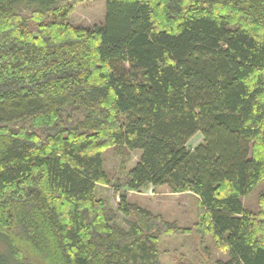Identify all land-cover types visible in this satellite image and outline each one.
<instances>
[{"label": "trees", "instance_id": "obj_1", "mask_svg": "<svg viewBox=\"0 0 264 264\" xmlns=\"http://www.w3.org/2000/svg\"><path fill=\"white\" fill-rule=\"evenodd\" d=\"M80 1L0 0V264H160L177 224L119 184L122 225L97 196L114 146L141 151L131 191L197 196L215 264H264L243 202L264 184V0H106L94 27L69 22Z\"/></svg>", "mask_w": 264, "mask_h": 264}, {"label": "rangeland", "instance_id": "obj_2", "mask_svg": "<svg viewBox=\"0 0 264 264\" xmlns=\"http://www.w3.org/2000/svg\"><path fill=\"white\" fill-rule=\"evenodd\" d=\"M105 15L106 0H84L76 3L68 20L75 26L94 27L104 23ZM203 141L204 136L199 132L189 140L187 148L193 152ZM140 155L141 151L126 146L106 148L103 161L111 184L97 186V196L118 212L120 198L116 187L120 184L122 190L127 191L131 202L177 224L179 232L166 233L160 239V264H215L220 259L228 260V252L218 245L211 234L202 236L194 227L199 214L196 195L190 192L174 193L167 185L148 184L137 192L126 186L128 172L138 163ZM263 191L264 184H260L243 199L245 207L254 212L258 219H264V203L261 201ZM118 213L119 222L124 225V214ZM5 246L0 234V250H5Z\"/></svg>", "mask_w": 264, "mask_h": 264}]
</instances>
